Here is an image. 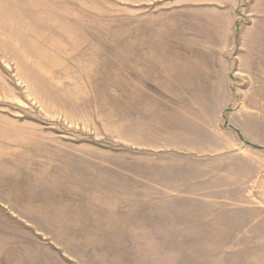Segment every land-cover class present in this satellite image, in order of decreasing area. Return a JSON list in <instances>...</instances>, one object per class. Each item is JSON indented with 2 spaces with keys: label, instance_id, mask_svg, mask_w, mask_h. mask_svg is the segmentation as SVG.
<instances>
[{
  "label": "rangeland",
  "instance_id": "374dc122",
  "mask_svg": "<svg viewBox=\"0 0 264 264\" xmlns=\"http://www.w3.org/2000/svg\"><path fill=\"white\" fill-rule=\"evenodd\" d=\"M262 172L264 0H0L2 188L59 207L36 264H264Z\"/></svg>",
  "mask_w": 264,
  "mask_h": 264
},
{
  "label": "crops",
  "instance_id": "0c3cea01",
  "mask_svg": "<svg viewBox=\"0 0 264 264\" xmlns=\"http://www.w3.org/2000/svg\"><path fill=\"white\" fill-rule=\"evenodd\" d=\"M171 148H166L163 152L191 153L197 158H213L221 153L220 151L199 152L196 149L172 148V150ZM198 153L207 154V156L198 155ZM9 179L0 176V264H36L37 254L41 253L42 247L49 251L48 255L50 250L59 248L52 242L50 236L44 235V232L48 230L47 226H50L47 232H52L51 227L58 224V215H53V212L57 214L59 207L50 200L48 202L40 193L17 192L13 191V188H2L5 184H10ZM241 183H244L242 186L244 200H250L244 203V206L263 207L264 184L257 185L253 176ZM243 209L250 210V208ZM234 214L236 215L235 212ZM260 219H264V212L257 222H261ZM56 257H58L57 254Z\"/></svg>",
  "mask_w": 264,
  "mask_h": 264
},
{
  "label": "built area",
  "instance_id": "2783aa9c",
  "mask_svg": "<svg viewBox=\"0 0 264 264\" xmlns=\"http://www.w3.org/2000/svg\"><path fill=\"white\" fill-rule=\"evenodd\" d=\"M262 177L264 178V172H262Z\"/></svg>",
  "mask_w": 264,
  "mask_h": 264
}]
</instances>
